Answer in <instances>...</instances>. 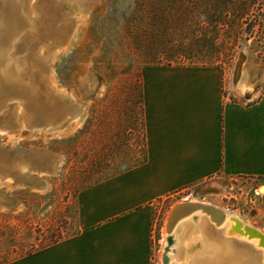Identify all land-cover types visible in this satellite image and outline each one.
<instances>
[{
  "label": "rangeland",
  "instance_id": "rangeland-1",
  "mask_svg": "<svg viewBox=\"0 0 264 264\" xmlns=\"http://www.w3.org/2000/svg\"><path fill=\"white\" fill-rule=\"evenodd\" d=\"M141 1L147 3L0 0V58L2 49L9 51L10 76L17 80L5 83L10 77L0 69V214L26 222L11 220L19 225L14 240L0 232V262L45 245L52 234L77 233L78 194L143 159V75L169 66L144 63L145 50L125 34V22L147 12ZM241 54L246 63L238 73ZM213 66L229 101L251 102L264 89V68L242 49ZM240 82L249 85L243 93ZM253 185L234 177L220 188L203 184L160 200L153 211L152 264H159L163 223L177 201L210 202L264 231L260 188ZM187 225L184 231L179 226L177 238L195 221Z\"/></svg>",
  "mask_w": 264,
  "mask_h": 264
},
{
  "label": "crops",
  "instance_id": "crops-1",
  "mask_svg": "<svg viewBox=\"0 0 264 264\" xmlns=\"http://www.w3.org/2000/svg\"><path fill=\"white\" fill-rule=\"evenodd\" d=\"M222 89L214 66L146 70V161L78 194L77 233L7 264H152L159 201L234 177L260 188L264 214V89L248 103Z\"/></svg>",
  "mask_w": 264,
  "mask_h": 264
},
{
  "label": "trees",
  "instance_id": "trees-1",
  "mask_svg": "<svg viewBox=\"0 0 264 264\" xmlns=\"http://www.w3.org/2000/svg\"><path fill=\"white\" fill-rule=\"evenodd\" d=\"M144 4L147 12L144 10L124 26L130 41L145 50L144 63L221 66L242 49L247 59L264 68V0H147L141 1L139 8ZM146 158L145 149L143 159L134 166ZM14 218L18 224L26 223L18 216L0 214V232L7 233L9 240H14L19 230L18 224L11 223ZM74 234H52L45 245L16 254L23 257ZM13 260L6 258L0 264Z\"/></svg>",
  "mask_w": 264,
  "mask_h": 264
},
{
  "label": "bare ground",
  "instance_id": "bare-ground-1",
  "mask_svg": "<svg viewBox=\"0 0 264 264\" xmlns=\"http://www.w3.org/2000/svg\"><path fill=\"white\" fill-rule=\"evenodd\" d=\"M11 60L9 51H6L5 48L2 49L0 69L3 72H7V75L10 77H6L3 80L5 83H15L17 81L10 76L11 71L8 65ZM239 84L240 86L238 85L237 88L242 93L249 87L247 82H240ZM72 118L76 120L77 116L75 115ZM20 172L25 173V168L21 167ZM187 202L190 204L209 205L218 210V213H223L225 218L219 226H216L210 219L212 217L218 220L220 214L215 215L214 211H209L206 212L210 214L208 216L201 211H195L177 222L168 234L165 224L170 210L176 204ZM193 220L195 221L193 230L190 226L183 233L185 225L187 223L189 225V222H193ZM182 223L183 231L177 238L175 232ZM239 223L254 228L257 233L247 227L240 226ZM162 232L163 244L159 251V264H164L163 259L165 257L168 260L167 264H264V231L261 228L252 226L248 222H244L238 214L207 201L190 198L173 203L164 220ZM169 235L172 236L173 242L166 252L165 249L168 247L166 239ZM189 246L190 252L188 251ZM188 254L190 257L186 260V255Z\"/></svg>",
  "mask_w": 264,
  "mask_h": 264
},
{
  "label": "water",
  "instance_id": "water-1",
  "mask_svg": "<svg viewBox=\"0 0 264 264\" xmlns=\"http://www.w3.org/2000/svg\"><path fill=\"white\" fill-rule=\"evenodd\" d=\"M245 63H246L245 57H244L243 54H241L239 56V60H238V73L240 72L241 68L245 65ZM195 211H201V212L207 214L208 216L210 214L209 213H206V212H209V211H214L215 212V215L216 214H220L218 220H215L212 217L210 219L212 222H214L216 224V226H219L223 222V220L225 218V216H224L223 213H218L217 212L218 210H215L213 207H210L209 205H201L199 203L190 204L189 202H187V203H181V204H176L170 210V213L168 215V220H167V222L165 224V226L167 228L168 234L172 231L173 227L175 226V224L177 222H179L181 219L185 218L186 216L190 215L191 213H194ZM239 225L240 226H243V227H247L246 225H242L240 223H239ZM247 228H249V229H251V230H253V231H255L257 233V231L254 228H250V227H247ZM166 240H167V243H168L167 244L168 247L165 249V251L167 252L169 246L173 242L172 236L169 235ZM167 262H168V260L165 257L163 259V263L164 264H167Z\"/></svg>",
  "mask_w": 264,
  "mask_h": 264
}]
</instances>
